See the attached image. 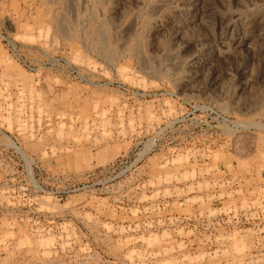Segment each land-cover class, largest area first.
Listing matches in <instances>:
<instances>
[{
	"label": "rangeland",
	"instance_id": "obj_1",
	"mask_svg": "<svg viewBox=\"0 0 264 264\" xmlns=\"http://www.w3.org/2000/svg\"><path fill=\"white\" fill-rule=\"evenodd\" d=\"M193 105L247 126L238 172L264 177V0H0V264H264L232 259L242 236L184 263L167 219L145 231L189 188Z\"/></svg>",
	"mask_w": 264,
	"mask_h": 264
},
{
	"label": "built area",
	"instance_id": "obj_2",
	"mask_svg": "<svg viewBox=\"0 0 264 264\" xmlns=\"http://www.w3.org/2000/svg\"><path fill=\"white\" fill-rule=\"evenodd\" d=\"M14 54L20 53L16 49ZM19 60L29 70L34 69L24 58L19 56ZM46 63L54 72L84 80L79 69L64 58L46 56ZM188 114L187 133L179 138L175 149H186L188 166L182 171L189 188L175 187L178 190L171 192L170 200H163L170 202L171 215L164 220L148 219L145 231L160 230L167 219L169 229L175 239L179 234L183 246L184 252L175 257L184 263L193 256L202 261L224 259L223 252L233 235L242 236L247 246L232 259H264V177L238 172V147L247 126L208 105H193ZM149 148L130 153L129 164L141 162L153 152ZM217 149L231 154L229 163H213V150ZM158 204H153V210H159Z\"/></svg>",
	"mask_w": 264,
	"mask_h": 264
},
{
	"label": "bare ground",
	"instance_id": "obj_3",
	"mask_svg": "<svg viewBox=\"0 0 264 264\" xmlns=\"http://www.w3.org/2000/svg\"><path fill=\"white\" fill-rule=\"evenodd\" d=\"M64 1V0H63ZM103 1V0H102ZM67 2H68V0H67ZM98 6H99V4H98ZM74 7V6H73ZM62 17V16H61ZM63 19V18H62ZM98 25V24H97ZM104 25V24H103ZM102 28H103V26H102ZM63 29V28H62ZM65 30V29H64ZM99 30V29H98ZM35 31H37V30H35ZM65 34V33H64ZM103 38V37H102ZM224 112L226 111L224 108H221ZM154 236V235H153ZM150 241H156V239H153V240H150ZM150 243V242H149Z\"/></svg>",
	"mask_w": 264,
	"mask_h": 264
}]
</instances>
